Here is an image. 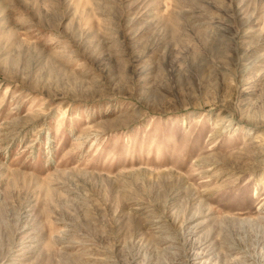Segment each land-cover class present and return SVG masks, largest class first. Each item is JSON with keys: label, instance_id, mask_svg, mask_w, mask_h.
I'll return each instance as SVG.
<instances>
[{"label": "rangeland", "instance_id": "1", "mask_svg": "<svg viewBox=\"0 0 264 264\" xmlns=\"http://www.w3.org/2000/svg\"><path fill=\"white\" fill-rule=\"evenodd\" d=\"M0 264H264V0H0Z\"/></svg>", "mask_w": 264, "mask_h": 264}]
</instances>
